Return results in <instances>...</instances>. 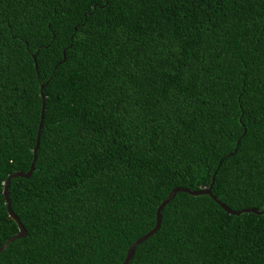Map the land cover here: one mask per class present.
Masks as SVG:
<instances>
[{"label":"trees","instance_id":"16d2710c","mask_svg":"<svg viewBox=\"0 0 264 264\" xmlns=\"http://www.w3.org/2000/svg\"><path fill=\"white\" fill-rule=\"evenodd\" d=\"M40 85L0 264H121L212 174L264 208V0H0V245ZM127 264H264V213L177 191Z\"/></svg>","mask_w":264,"mask_h":264},{"label":"water","instance_id":"95a60500","mask_svg":"<svg viewBox=\"0 0 264 264\" xmlns=\"http://www.w3.org/2000/svg\"><path fill=\"white\" fill-rule=\"evenodd\" d=\"M32 58H33V66L35 67L34 54L32 55ZM42 87H43V85H40V88H39V96L41 98L40 112H39L38 123H37V128H36L35 142H34V146H33V149H32V158H31L29 167H28L27 171H25V172H13V173H11L10 175H8L6 177V179L3 182L2 194H3L5 209H6V212L8 213V215L16 223L17 232L12 234V235H10L2 243V245H0V251L7 245L8 242H10L11 240H13L15 238H20V237H22L25 234V230H24L22 224L19 222L18 218L14 215V213H12V211L10 210L9 202H8V195H7V188H8L9 180L11 178H13L15 176L28 177L30 172L32 171L33 162H34V159H35V156H36V152H37L38 138H39V133H40L41 126H42V118H43V110H44V95H43V92H42ZM212 183H213V174L211 175V179H210L209 184L206 187H203L201 189L188 190V189L181 188V187L173 188L167 194V196L163 200H161L160 203L157 205V207L155 209V213H154L155 214V221H154V225L152 226V228L149 229L145 234H143L142 236L138 237L132 243L129 244L121 264H127L128 260L130 259L131 255H132L134 247L139 242L143 241L145 238L150 236L158 228L159 223H160V210H161V208L166 203L169 202V200L172 198L174 193L177 192V191H183V192H186V193L191 194V195H208L209 197H211L213 199V201H215L228 214L238 215L240 213H245V212H253L255 214L264 213V208H262L260 210L253 209V208H244V209H240V210H231V209H229L222 202L217 200L216 197L211 193Z\"/></svg>","mask_w":264,"mask_h":264}]
</instances>
